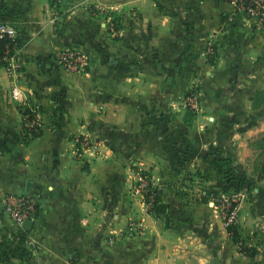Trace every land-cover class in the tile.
Instances as JSON below:
<instances>
[{
  "label": "crops",
  "instance_id": "0c3cea01",
  "mask_svg": "<svg viewBox=\"0 0 264 264\" xmlns=\"http://www.w3.org/2000/svg\"><path fill=\"white\" fill-rule=\"evenodd\" d=\"M1 2L4 21L9 18L4 11L14 13L11 20L18 30L23 64L17 77L0 64V136L8 146L0 151V195L6 191L31 194L38 200V214L30 229L19 230L0 212V264H264L263 244L254 236L244 243L241 236L234 239L207 196L224 187L222 178L216 182L208 176L198 188L199 197L192 198L184 183L170 180V167L153 161L149 170L157 192L155 202L137 214L133 224H126L119 169L94 164L97 154L91 155L90 148L78 142L94 121L86 108V94L90 89L106 94L124 86L122 66H117L116 58L113 65L94 60L98 69L91 77L65 72L46 56L73 39L65 27H55L71 25L51 16V1ZM183 16L179 26L188 23L182 39L189 41L190 53L203 52L211 39L217 53L205 77L210 80L211 102L204 104L212 120L204 124L215 132L199 137L210 136L226 151L233 152L234 144L243 148L248 137L264 130V100L250 102L256 91L264 92V24L244 17L234 0H198L194 14ZM148 67L135 68L132 74L143 79L161 73ZM14 83L19 89H40L36 97L45 104L47 115L60 109L59 116L46 117L39 135L25 140L10 128L20 123V106L10 102L5 114L1 99L5 96L1 90L11 89ZM57 91L60 99L50 98ZM130 93L134 105L146 102L172 108L171 89H152L146 82ZM247 125L252 130L244 131ZM169 154L163 152L164 157ZM138 158L141 164L143 159ZM17 245L20 254L10 250Z\"/></svg>",
  "mask_w": 264,
  "mask_h": 264
},
{
  "label": "rangeland",
  "instance_id": "374dc122",
  "mask_svg": "<svg viewBox=\"0 0 264 264\" xmlns=\"http://www.w3.org/2000/svg\"><path fill=\"white\" fill-rule=\"evenodd\" d=\"M49 1L54 7L51 16L64 18L71 25L55 27L62 30L65 27L73 39L71 44L46 55L48 58L55 60L69 74H90V77L98 69L94 67V60L110 64L109 58H116L119 61L117 66H122L126 74L123 77L124 86L120 89H109L106 94L90 89L86 94V108L91 111L90 117L96 123L91 122L88 125L92 128L90 132L78 140L90 148L91 155L97 154L99 158L94 164L119 169L126 224H133L137 214L151 209L155 202L157 192L151 183L149 170L155 161L160 166L170 167V180L184 183L187 188L185 191L192 198L199 197L198 188L208 176L212 180L216 178V182L222 178L223 188L215 192L205 189L211 193H207V196L214 203L220 218L226 220L228 207H235V232L232 234L231 230V235L236 239L241 236L239 240L243 243L254 236V241L264 246V171L260 170V156L253 145L263 130L248 137L243 148L234 144L233 152L211 142L208 135L199 137L203 132L209 135L215 132L211 125L204 124L211 120L207 118L204 105L211 102L207 93L211 87L210 80L205 77L206 71L209 74V69L215 63V41L211 39V43L209 41L198 55L191 54L189 41L182 39L188 23L181 24V29L179 26V22L184 21L183 14H194L198 0ZM208 3L206 6L210 5ZM2 15L0 20L3 19ZM4 15L9 17L6 21L16 28L14 19L11 20L14 13L4 11ZM180 15L183 20H179ZM210 45L212 48L209 50ZM66 52L72 54L71 63H63L64 59H59ZM172 55H175L174 58ZM147 66L151 71L161 73L144 76L143 79L132 74L135 68L146 69ZM166 72H169L168 78ZM146 82L152 89H171V109L156 104L149 106L146 102L139 105L132 103L134 100L130 91L136 89L137 84L145 86ZM3 90L1 94L5 96H1V99L5 114H9L8 106H5L14 102V105L20 106V112L22 108L29 107L34 115V118L23 122L21 113L19 125L10 127L17 129L23 140L30 137L26 132L34 123L38 122L34 131L39 128L42 130L41 124L46 117L59 116V108L47 115L45 104L36 97L40 89L18 88L16 97L13 89ZM60 93L53 92L49 96L60 99ZM79 96L82 97V94ZM253 98L250 102H261L259 94L255 95V100ZM245 100L248 102L249 98L246 96ZM260 116L257 118L260 119ZM246 127V132L252 128L249 125ZM231 129L235 130V127ZM165 150L170 151L168 157L163 156ZM138 157L143 159L141 164L138 163ZM110 212L112 214L113 210ZM1 214V217H6Z\"/></svg>",
  "mask_w": 264,
  "mask_h": 264
},
{
  "label": "built area",
  "instance_id": "2783aa9c",
  "mask_svg": "<svg viewBox=\"0 0 264 264\" xmlns=\"http://www.w3.org/2000/svg\"><path fill=\"white\" fill-rule=\"evenodd\" d=\"M234 2L235 8L242 13L244 17L254 18L264 24V0H234ZM18 37L19 35L14 25L7 21H0V39H4L5 41L3 54V59L5 60L4 66L6 70L10 74H14L15 77L20 75L23 63V59L19 52L20 43L18 42ZM208 47L209 50L212 48L211 45ZM71 53L73 54V50ZM72 54H70V52L63 53V55L59 56V59L63 58V63H71ZM11 89H13V95L16 97L18 94L16 91V89H18L17 84L14 83ZM24 117L26 118L27 115ZM36 124H38V122L34 123V129L35 127L37 128ZM30 133L31 132L28 134ZM141 184L142 183H139L138 185ZM0 210L15 227L21 230L24 228L23 222L26 219H30L32 222L36 219L38 214V200L31 194L6 191L0 195ZM228 211V214H226L227 219L223 221L226 227L236 223V208L228 207ZM68 264L78 263L76 261H70Z\"/></svg>",
  "mask_w": 264,
  "mask_h": 264
},
{
  "label": "trees",
  "instance_id": "16d2710c",
  "mask_svg": "<svg viewBox=\"0 0 264 264\" xmlns=\"http://www.w3.org/2000/svg\"><path fill=\"white\" fill-rule=\"evenodd\" d=\"M1 3L2 2H0V14L2 13L1 9H3V5H1ZM0 21H3V20H0ZM18 42L20 43L19 37H18ZM4 44H5L4 39L3 40L0 39V64L1 65L5 64V60L3 59ZM256 94L260 95V97H261L260 101L262 102L264 100V92L262 90H258V91L255 92V95ZM255 95L253 96L254 100L256 99ZM21 113L23 114V116L27 115V118L24 117L23 122H25L29 118H33L34 117L33 113H31V109L29 107L22 108ZM29 132H31L30 133V137H29V138H31L33 136L39 135L41 133V129L39 128L38 130L34 131V127H31V128H29L27 130L26 135H29L28 134ZM253 145H254L255 148L257 147L258 154L260 156V160H261V162H260V170L264 171V130L261 131L260 134L256 137V140L253 142ZM7 149H8V146H7L6 141L4 140V138L2 136H0V151H5ZM234 225H235V223L228 226V231H230V233H231V230H232V234L235 232ZM234 239H236L235 236H234ZM20 246L21 245H17V247L10 248V250H12L15 254H20L21 253V252H19ZM245 252L247 254H250L247 249H246ZM251 254H252V252H251Z\"/></svg>",
  "mask_w": 264,
  "mask_h": 264
},
{
  "label": "water",
  "instance_id": "95a60500",
  "mask_svg": "<svg viewBox=\"0 0 264 264\" xmlns=\"http://www.w3.org/2000/svg\"><path fill=\"white\" fill-rule=\"evenodd\" d=\"M109 62L110 63H116L117 62V60L116 59H114V58H110L109 59ZM32 220H30V219H26L24 222H23V226L26 228V229H30V227L32 226Z\"/></svg>",
  "mask_w": 264,
  "mask_h": 264
}]
</instances>
